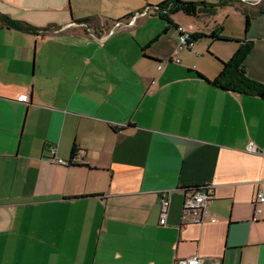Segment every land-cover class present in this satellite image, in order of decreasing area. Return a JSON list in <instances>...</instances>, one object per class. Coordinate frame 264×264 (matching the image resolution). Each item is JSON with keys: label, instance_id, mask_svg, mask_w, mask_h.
Instances as JSON below:
<instances>
[{"label": "crops", "instance_id": "crops-1", "mask_svg": "<svg viewBox=\"0 0 264 264\" xmlns=\"http://www.w3.org/2000/svg\"><path fill=\"white\" fill-rule=\"evenodd\" d=\"M259 5L239 41L252 43L247 76L264 84ZM71 7L0 1L33 31L0 28V264H264V100L210 83L240 45L168 44L146 6L105 23ZM74 150V165L57 163ZM195 187L213 197L201 224H184Z\"/></svg>", "mask_w": 264, "mask_h": 264}, {"label": "rangeland", "instance_id": "rangeland-1", "mask_svg": "<svg viewBox=\"0 0 264 264\" xmlns=\"http://www.w3.org/2000/svg\"><path fill=\"white\" fill-rule=\"evenodd\" d=\"M164 1L166 0H69V3H70V7L72 6L71 8H73L74 11H80L81 14L93 16L97 19H100V21L101 20L103 21L104 17H102V14L105 13H114L116 15L124 14L125 12H129V11H133L135 13V11L139 10L142 6H146L145 8H147V6H157ZM182 1L186 3H197L200 5L202 3H207L217 6L222 0H182ZM257 3L258 2H256L255 0L247 1V2L237 1V2H232L224 7L217 6L215 8V13L213 15H207L203 7L201 6L200 9L202 11L200 13L199 19L188 17L183 13L174 14L170 16V20L172 24L168 25V36L170 33H172V35L170 34L171 37H169L168 39V44L173 45L174 39L177 42L179 41V37L176 32L177 26H182L191 29L193 30V32H195L194 31L195 28H199L200 30L205 31L206 35L212 34L215 28L218 27L219 30H222V33L225 36L229 34V36L235 38L236 41L244 40L246 35L245 16H249L251 19L254 18L260 6ZM242 4L244 5L246 4L245 7L248 9L252 8L251 9L252 12L250 11L247 12L246 9H244L245 7H243L244 5ZM173 35H175V38H172ZM197 44L200 45L207 44L212 47H219V49L220 50L222 49V51L224 52L226 50L230 51V49L231 50L234 49L233 46L236 45L237 42L213 43L211 39L201 38L195 41V45ZM209 52H210V56L213 55L212 50ZM178 54L179 53L177 52L176 57L182 60V57L178 56ZM198 54L200 55V52ZM187 58L193 63L194 59L192 55L188 54ZM212 58L218 61V58L216 56Z\"/></svg>", "mask_w": 264, "mask_h": 264}, {"label": "trees", "instance_id": "trees-1", "mask_svg": "<svg viewBox=\"0 0 264 264\" xmlns=\"http://www.w3.org/2000/svg\"><path fill=\"white\" fill-rule=\"evenodd\" d=\"M234 1H242V0H222L217 6H226ZM201 6L203 7L204 11L207 15H213L215 13L216 5L202 3H186L182 0H166L160 3L157 6H147L146 10H152L153 15L159 17L162 21H164L167 26L171 25L172 22L170 20V16L178 13H183L184 15L191 17V18H199L201 13ZM149 8V9H148ZM264 14V7L259 10L257 16ZM132 15L126 16L124 19H120L119 22L122 20L128 19ZM91 18H84L80 19L78 23H84L88 25L91 22ZM251 26V18L249 16L245 17V32H248ZM0 28H10L15 30H20L24 32H33L31 29L11 20L6 15L0 13ZM194 40H199L201 38H208L216 42H225V43H232L237 42L240 46L234 56L227 62H222V71L221 73L210 83L224 91L236 92L246 96H255L262 98L264 100V84L256 82L249 78L246 73L245 69V59L246 56L252 50V43L250 42H243V41H236L231 37L224 36L222 30L214 31L210 35H206L204 33H195L193 35ZM200 78L206 79L201 74H197ZM76 151L74 150L72 154V159L69 162V165H74L73 161L75 159ZM81 167L82 165H77ZM88 167V166H86ZM89 168V167H88ZM205 188V187H203ZM202 189V187H195L191 189V191L196 192ZM190 190V189H189Z\"/></svg>", "mask_w": 264, "mask_h": 264}, {"label": "built area", "instance_id": "built-area-1", "mask_svg": "<svg viewBox=\"0 0 264 264\" xmlns=\"http://www.w3.org/2000/svg\"><path fill=\"white\" fill-rule=\"evenodd\" d=\"M133 20L135 19L133 18ZM116 26L118 27L120 26V24L117 23ZM177 32L179 34L180 48H186L188 50L195 51L194 50L195 40L193 38L194 33L191 30L186 29L182 26L177 27ZM175 61L177 63H180L179 60H175ZM247 151L249 153H256L257 148L254 144H251L247 148ZM57 163L60 165L69 166V163L64 162L62 160L57 161ZM160 196H161L160 225L165 226L166 219H167L168 212H169L170 203L167 198V192L161 193ZM212 197H213V193L210 187L202 188L199 191L193 192L190 196H188L183 206L184 224H187V223L201 224L203 217L205 215L206 206L208 202L212 199ZM263 203H264V193L260 191L256 195L255 205H261ZM259 213H260V210L257 209L256 207L255 215H258ZM202 263H203V260L199 256H193V257H190L188 259L181 260L178 262V264H202Z\"/></svg>", "mask_w": 264, "mask_h": 264}, {"label": "flooded vegetation", "instance_id": "flooded-vegetation-1", "mask_svg": "<svg viewBox=\"0 0 264 264\" xmlns=\"http://www.w3.org/2000/svg\"><path fill=\"white\" fill-rule=\"evenodd\" d=\"M262 1H264V0H257L256 2H258L257 4H260Z\"/></svg>", "mask_w": 264, "mask_h": 264}]
</instances>
